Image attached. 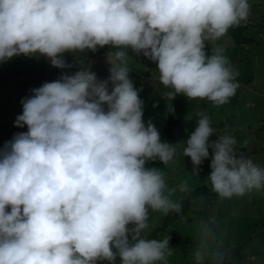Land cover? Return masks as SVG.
Listing matches in <instances>:
<instances>
[{"label":"clouds","instance_id":"1","mask_svg":"<svg viewBox=\"0 0 264 264\" xmlns=\"http://www.w3.org/2000/svg\"><path fill=\"white\" fill-rule=\"evenodd\" d=\"M250 11V0H0V62L24 54L61 69L79 65L21 98L14 123L27 131L0 147V264H169L170 236L144 233L149 210L181 204L164 168L149 160L167 166L187 155L199 176L211 148L206 180L220 198L264 192V166L238 152L235 136L205 110L194 112L186 140H162L144 120L128 64L129 50L156 62L168 112L177 94L223 105L239 85L214 42ZM105 45L115 50L99 79L83 54ZM178 187L187 191V181ZM192 256L193 264H228L212 220L201 221Z\"/></svg>","mask_w":264,"mask_h":264},{"label":"rangeland","instance_id":"2","mask_svg":"<svg viewBox=\"0 0 264 264\" xmlns=\"http://www.w3.org/2000/svg\"><path fill=\"white\" fill-rule=\"evenodd\" d=\"M251 11L248 19L239 25L248 24L245 32L247 41L235 55L236 43L230 31L215 44L224 48L236 71L238 88L235 94L223 105H215L207 100H189L183 94H177L172 100L173 113L181 124L182 136L186 140L195 129L197 109L205 110L220 132H228L237 140L238 152L250 156L258 165L264 166V0H250ZM211 45L206 43V53ZM99 48V47H98ZM92 50L83 55L91 62V70L99 79L109 76L107 54L109 51L92 56ZM129 69L142 75L144 83L152 97H162L169 89L159 81L156 62L142 54L129 50ZM68 62H75L76 55L65 52ZM79 68L74 63L72 68H58L41 56L14 55L9 60L0 62V147L10 140L14 133L27 131L14 123L22 112L21 98L32 95L30 89L39 87L45 81L57 79L62 72L72 73ZM217 139V134L209 140ZM181 143H183L181 141ZM212 150L209 157L198 165L199 176L193 171L191 158L177 155L165 170L166 183L176 188L173 198L181 202L190 191L208 184L206 176L210 173ZM181 181H187L188 190L181 192ZM170 212V211H169ZM159 211L149 210L145 235L154 238L170 236L172 255L169 264H193V249L198 242V228L201 221L212 220L217 237L228 249V262L234 264H264V192L252 191L244 196L220 198L213 190L209 194L194 199L191 208L182 217L171 218ZM117 263V261H116Z\"/></svg>","mask_w":264,"mask_h":264},{"label":"trees","instance_id":"3","mask_svg":"<svg viewBox=\"0 0 264 264\" xmlns=\"http://www.w3.org/2000/svg\"><path fill=\"white\" fill-rule=\"evenodd\" d=\"M248 28V24L245 25H237L232 26L228 30L230 31L234 42L236 43L235 55H238V50L241 46L247 41L245 36V31ZM114 51L115 49L111 48V46H103L96 49V51H92L91 55L95 56L106 51ZM69 73V71H66ZM129 76L133 81L134 85L139 90V96L143 101V109H144V120L148 122L151 120L159 129L161 133L162 140H168L169 142H177L180 141L182 136L181 124L177 116L173 113V111H169V106L165 102L162 97H152L149 92L148 87L144 83L142 75L130 69ZM163 164L159 161V159L149 160L147 162V166L149 167H161ZM210 184H204L190 191L188 195L180 202L181 208L179 211H170L168 216L171 218L182 217L186 212H188L191 208V203L194 199L209 194L211 191ZM99 264H108L107 261H101ZM119 261L117 260V263ZM228 264H234L232 262H228Z\"/></svg>","mask_w":264,"mask_h":264},{"label":"crops","instance_id":"4","mask_svg":"<svg viewBox=\"0 0 264 264\" xmlns=\"http://www.w3.org/2000/svg\"><path fill=\"white\" fill-rule=\"evenodd\" d=\"M247 29H248V28H247ZM247 29H246V30H247ZM245 32H246V31H245ZM245 36H246V35H245Z\"/></svg>","mask_w":264,"mask_h":264}]
</instances>
